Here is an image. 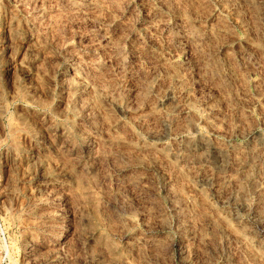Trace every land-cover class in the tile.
I'll return each instance as SVG.
<instances>
[{"label":"rangeland","instance_id":"1","mask_svg":"<svg viewBox=\"0 0 264 264\" xmlns=\"http://www.w3.org/2000/svg\"><path fill=\"white\" fill-rule=\"evenodd\" d=\"M0 264H264V0H0Z\"/></svg>","mask_w":264,"mask_h":264}]
</instances>
